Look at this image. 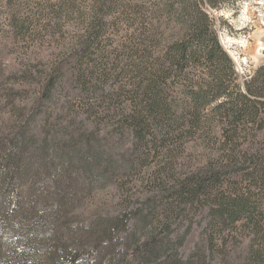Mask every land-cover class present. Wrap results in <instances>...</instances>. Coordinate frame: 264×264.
Segmentation results:
<instances>
[{
    "label": "trees",
    "instance_id": "obj_1",
    "mask_svg": "<svg viewBox=\"0 0 264 264\" xmlns=\"http://www.w3.org/2000/svg\"><path fill=\"white\" fill-rule=\"evenodd\" d=\"M16 1L0 0V264H264V63L238 71L223 1Z\"/></svg>",
    "mask_w": 264,
    "mask_h": 264
},
{
    "label": "rangeland",
    "instance_id": "obj_2",
    "mask_svg": "<svg viewBox=\"0 0 264 264\" xmlns=\"http://www.w3.org/2000/svg\"><path fill=\"white\" fill-rule=\"evenodd\" d=\"M27 1L35 2L36 0H24V2ZM221 1L224 3L222 2L219 9L214 11H210L209 8L207 9L211 12L220 39L224 47L234 58L238 71L242 75H247L257 66L264 63V0ZM16 2L20 4V0ZM22 6L24 7V5ZM68 27L70 32L77 31L81 33V31L78 30L79 27ZM180 30V26H176V24L173 23L171 27L165 29L167 36L165 39L167 41H173L174 37L178 34L176 32ZM110 35L114 47H117L118 44H122L127 40V34L124 30L119 31L118 34L110 31ZM67 37L71 39V33H69ZM20 43L21 44H13L9 47L5 59L8 65L14 63L12 60H19L22 53L26 50L23 46L27 43L22 41H20ZM34 49H36L35 46ZM3 105H6V103ZM206 151H208L207 148L200 141L199 144L195 146L193 143H189L188 149L184 152V157L181 159V162H179L180 169H185L189 165L195 168L197 166L195 162L198 161L197 157L201 158V154H205ZM204 162H206V160H202L198 163L202 165ZM156 167L157 166L154 165L152 170ZM194 239L195 237L190 239L186 249H192Z\"/></svg>",
    "mask_w": 264,
    "mask_h": 264
},
{
    "label": "bare ground",
    "instance_id": "obj_3",
    "mask_svg": "<svg viewBox=\"0 0 264 264\" xmlns=\"http://www.w3.org/2000/svg\"><path fill=\"white\" fill-rule=\"evenodd\" d=\"M232 52V51H231Z\"/></svg>",
    "mask_w": 264,
    "mask_h": 264
}]
</instances>
